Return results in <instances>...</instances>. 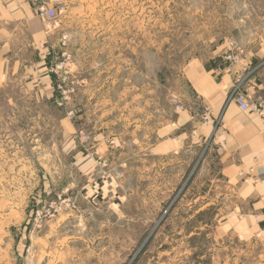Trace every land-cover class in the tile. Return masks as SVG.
<instances>
[{
  "label": "rangeland",
  "instance_id": "obj_1",
  "mask_svg": "<svg viewBox=\"0 0 264 264\" xmlns=\"http://www.w3.org/2000/svg\"><path fill=\"white\" fill-rule=\"evenodd\" d=\"M46 1L64 41L48 68L54 98L0 86V264H264L262 214L234 206L214 152L158 157L136 135L105 147L76 99L80 63L87 77L107 67L123 96L159 86L163 105L167 92L183 102L188 61L235 71L264 59V0Z\"/></svg>",
  "mask_w": 264,
  "mask_h": 264
},
{
  "label": "crops",
  "instance_id": "obj_2",
  "mask_svg": "<svg viewBox=\"0 0 264 264\" xmlns=\"http://www.w3.org/2000/svg\"><path fill=\"white\" fill-rule=\"evenodd\" d=\"M48 28L31 0H0V86L19 80L38 96L54 98V77L48 68L55 48L64 41L54 39ZM216 57L223 58V52L210 60ZM249 60L243 69L236 65L235 71L206 66L198 59L188 61L182 75L189 93L183 102L178 99L182 94L165 93L168 106L161 103L159 86L152 92L136 87L134 96H123L107 67L87 77L84 74L92 67L79 63L76 99L94 138L105 147L107 142L123 144L136 135L138 151L158 157L204 147L214 152L217 173L232 191L229 195L237 199L234 206H247L246 218L260 212L264 221V118L241 110L229 95L232 84L243 78L244 93L257 96L254 101L264 100V59ZM113 93L118 94L113 97Z\"/></svg>",
  "mask_w": 264,
  "mask_h": 264
},
{
  "label": "built area",
  "instance_id": "obj_3",
  "mask_svg": "<svg viewBox=\"0 0 264 264\" xmlns=\"http://www.w3.org/2000/svg\"><path fill=\"white\" fill-rule=\"evenodd\" d=\"M34 6V9L38 16L43 18L45 20V23L47 25H50L52 21H54L55 18V10L52 6H50V1L46 0H31ZM230 65L237 64L239 62H242V57L240 54L234 55L233 53H228L224 57ZM246 67V65L244 66ZM230 66L228 67V70H230ZM52 71V69H51ZM67 79V76L63 78V82ZM242 80L243 78L238 79L236 82L232 84L231 90H230V98H232L236 104L239 106V108L243 111L250 110L252 112L258 113L262 118H264V105L258 104L256 102L250 101L249 97L244 93L242 89ZM56 91H59V98L56 99V103L60 107H64L67 104V91L62 90L60 84L56 85ZM66 114L71 117L74 115V112L72 110H68ZM80 139L84 142L91 141L90 134L80 132Z\"/></svg>",
  "mask_w": 264,
  "mask_h": 264
}]
</instances>
